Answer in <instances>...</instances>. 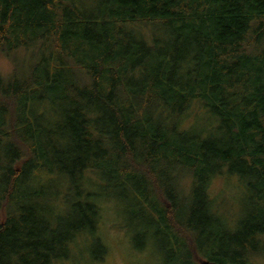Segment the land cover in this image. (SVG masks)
<instances>
[{
	"label": "trees",
	"instance_id": "trees-1",
	"mask_svg": "<svg viewBox=\"0 0 264 264\" xmlns=\"http://www.w3.org/2000/svg\"><path fill=\"white\" fill-rule=\"evenodd\" d=\"M0 57V264L102 260L108 197L164 264H260L264 0H0Z\"/></svg>",
	"mask_w": 264,
	"mask_h": 264
},
{
	"label": "rangeland",
	"instance_id": "rangeland-1",
	"mask_svg": "<svg viewBox=\"0 0 264 264\" xmlns=\"http://www.w3.org/2000/svg\"><path fill=\"white\" fill-rule=\"evenodd\" d=\"M8 66V61L0 57V70L6 72ZM210 192L218 211L223 212L225 218L230 221L240 217L242 196L235 179L215 178L210 185ZM108 200L101 204L102 218L97 237L102 241L100 240L99 244L91 242L87 245L89 251L93 249V252L99 251V246L104 243L103 259L87 264H164L165 257L160 247L156 246L150 237H146L145 246L142 248L135 246L137 228L131 226L129 216L122 210V205L116 197H108ZM137 226L142 229L143 224L140 222ZM259 263L264 264V258Z\"/></svg>",
	"mask_w": 264,
	"mask_h": 264
}]
</instances>
